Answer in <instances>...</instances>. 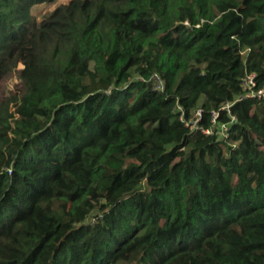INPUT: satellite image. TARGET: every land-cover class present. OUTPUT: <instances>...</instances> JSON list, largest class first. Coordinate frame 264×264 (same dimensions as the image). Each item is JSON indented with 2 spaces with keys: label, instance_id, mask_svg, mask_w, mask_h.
<instances>
[{
  "label": "trees",
  "instance_id": "16d2710c",
  "mask_svg": "<svg viewBox=\"0 0 264 264\" xmlns=\"http://www.w3.org/2000/svg\"><path fill=\"white\" fill-rule=\"evenodd\" d=\"M259 90L264 0H0V264H264Z\"/></svg>",
  "mask_w": 264,
  "mask_h": 264
},
{
  "label": "built area",
  "instance_id": "2783aa9c",
  "mask_svg": "<svg viewBox=\"0 0 264 264\" xmlns=\"http://www.w3.org/2000/svg\"><path fill=\"white\" fill-rule=\"evenodd\" d=\"M254 86H255V74L254 73H250V74L246 75V77L242 81V87H243L244 90L247 91V94H246L247 96H251V95L253 96L254 95V93H253L254 92L253 91V87ZM156 87L157 88H161L160 83H159L158 80L156 82ZM257 95H259V96L264 95V90H259L257 92ZM229 107H230V104L229 103H226L224 105V108L227 109L228 111H229ZM199 117H200V112L198 111L196 113V115H195V119L192 122V126L193 127L197 125V122L199 120ZM216 118H217V113H213V121H215ZM221 130L223 132H225L226 131V127L223 126V125H221ZM205 132L208 133L209 131L206 130Z\"/></svg>",
  "mask_w": 264,
  "mask_h": 264
},
{
  "label": "rangeland",
  "instance_id": "374dc122",
  "mask_svg": "<svg viewBox=\"0 0 264 264\" xmlns=\"http://www.w3.org/2000/svg\"><path fill=\"white\" fill-rule=\"evenodd\" d=\"M59 2H66L67 0H58Z\"/></svg>",
  "mask_w": 264,
  "mask_h": 264
}]
</instances>
